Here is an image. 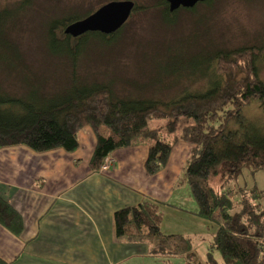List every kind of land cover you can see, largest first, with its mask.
<instances>
[{
	"label": "trees",
	"instance_id": "1",
	"mask_svg": "<svg viewBox=\"0 0 264 264\" xmlns=\"http://www.w3.org/2000/svg\"><path fill=\"white\" fill-rule=\"evenodd\" d=\"M27 4L21 3L19 9ZM197 5L208 7L211 1ZM157 8L163 29L172 30L181 11L194 12V8L169 12L165 0H157ZM74 13L52 20L46 28L45 56L62 60L52 75L61 88L50 95L41 94L38 83L31 79L25 56L7 38L6 20L12 15L0 10V146L26 142L37 153L72 152L77 147V130L86 125L95 138L91 171H97L116 150L142 145L147 148L144 171L153 176L165 168L177 143L190 145L174 185L187 186L198 216L216 227L208 246V262H215L216 251L221 264H264V207L259 204L263 191L230 186L243 171H264V131L242 123L245 118L240 114L252 97L264 98V83L256 78L252 56L246 53L255 48L201 53L205 67L199 72V65L180 64L175 45L152 46L154 39H149L138 51L141 64L134 77L118 82L107 69L90 74L86 68L97 61L98 68L116 62V53L118 57L128 46L122 30L72 38L63 30L93 11L80 16ZM94 49L98 58L93 57ZM162 50L171 53L170 65L164 63ZM106 53L111 55L107 59ZM209 70L212 77L205 90H182L167 101L154 98L172 84L199 74L204 77ZM161 120L166 121L165 126L149 127V122ZM238 195L242 198L236 200ZM161 219L158 204L143 199L114 212V235L123 243L145 244L151 255H181L183 264H196L190 237L162 233ZM0 225L14 235L21 232L20 216L1 197ZM0 264L5 263L0 260Z\"/></svg>",
	"mask_w": 264,
	"mask_h": 264
},
{
	"label": "crops",
	"instance_id": "2",
	"mask_svg": "<svg viewBox=\"0 0 264 264\" xmlns=\"http://www.w3.org/2000/svg\"><path fill=\"white\" fill-rule=\"evenodd\" d=\"M183 145L173 147L165 168L153 176L144 171L147 148L143 146L116 150L113 170L91 171L95 138L90 128L84 129L72 152L56 149L38 158L27 149L15 157L0 151V197L8 199L21 218L18 235L0 225V260L5 264H173L171 259L179 256L151 255L145 244L118 241L113 214L148 199L162 211V233L187 236L192 243L204 234L212 239L216 227L198 216L190 189L174 185L184 158L174 174L169 170L173 155L179 157L186 150L185 157L189 151ZM10 173L15 180L8 177Z\"/></svg>",
	"mask_w": 264,
	"mask_h": 264
},
{
	"label": "rangeland",
	"instance_id": "3",
	"mask_svg": "<svg viewBox=\"0 0 264 264\" xmlns=\"http://www.w3.org/2000/svg\"><path fill=\"white\" fill-rule=\"evenodd\" d=\"M123 1H130L134 5L129 18L119 28L125 35L124 39L128 41V46L120 52L118 57L116 53V62L112 60L107 65V68H98V61L88 64L86 68L88 73L103 72L107 69L118 82H122L124 79L130 80L134 77L135 70L141 64L138 58V51L144 48V42L154 39L152 46L164 42L175 45V51L179 54L180 64L199 65V72L205 67V63L199 57L201 53H210L217 48L227 52L255 48L251 49V53L249 51L246 53L252 56V63L256 68V78L261 83H264V0H210L211 6L203 8H200L201 5L196 4L193 7L194 12L181 11L179 13L174 30L163 29L164 26L159 23L161 19L157 12V0H0V10L6 9L12 15L6 20L9 28L7 38L25 56L26 62L24 65L31 71V79L38 83L41 94L45 92L44 94L51 95L54 89L61 88L60 83H54V76L52 75L57 68L62 66V60L51 56L46 57L44 53L48 24L54 19L61 18L64 14L75 12L73 15L80 16V14L94 12L97 7L99 9L110 2ZM23 2H28V4L20 10L19 6ZM10 10L13 12H10ZM98 53L94 49L93 57L98 58ZM141 53L142 56L140 54V58L143 57L145 50ZM160 54L163 55L164 63L170 65L168 57L171 53L162 50ZM109 56H111L109 53L104 54L106 59ZM242 62H244L243 59ZM243 67H246L245 64ZM228 71L230 72V70ZM37 74L38 77L36 76ZM209 75L210 70L204 77L199 74L191 78V80L181 81L172 85L169 83L168 86L171 85L170 88L159 92V96H154V98L167 101L177 95H181L182 90L203 91L211 82L212 74L210 77ZM162 76L160 75L159 77L164 78ZM144 95H147V93H144ZM240 114L245 118L242 123L249 122L254 127L256 126L264 131V98L252 97L242 107ZM165 124V120L151 121L149 122V127L156 128L159 126L160 128L161 125L165 126ZM235 125L238 126L237 123ZM238 127L240 128L241 125ZM85 128L90 127L84 125L77 130V139L83 134ZM178 145L184 146L182 143H177L174 147ZM140 146L142 147V145L137 147ZM187 147L190 150L191 146L187 145ZM0 148H2L0 151L4 153L9 152L7 156H12V154H14L13 157L18 154L21 155L19 152L27 149L31 151L30 154H37L38 158L43 157L39 155L41 153L34 151L26 142L2 145ZM185 151H182V156ZM188 152L190 151H187L185 157L183 156V164ZM30 154L28 158H31ZM115 163L117 164L116 159ZM101 165L98 169L101 172H108L115 168V166L111 165L107 170H102ZM24 173L29 174L30 172ZM8 177L15 180L13 173L8 174ZM230 186L233 189H245L246 192L253 188L263 191L260 192L259 204L264 207V171H259L255 174L243 171ZM10 190L11 187L7 190V194H10ZM1 198L9 201L2 196ZM241 198L242 196L238 195L236 200ZM202 238H194L192 245L195 263L221 264L220 255L216 251L213 252L215 262H208L207 251L212 239L207 234H204ZM182 260L183 258L179 256L178 259H171V262L173 264H181Z\"/></svg>",
	"mask_w": 264,
	"mask_h": 264
},
{
	"label": "water",
	"instance_id": "4",
	"mask_svg": "<svg viewBox=\"0 0 264 264\" xmlns=\"http://www.w3.org/2000/svg\"><path fill=\"white\" fill-rule=\"evenodd\" d=\"M205 1L207 0H165L169 12H174L180 8L191 9L196 4ZM133 7L134 5L130 1L110 2L101 6L86 18L67 26L63 33L72 38L88 32H98L103 35L113 34L127 21Z\"/></svg>",
	"mask_w": 264,
	"mask_h": 264
},
{
	"label": "built area",
	"instance_id": "5",
	"mask_svg": "<svg viewBox=\"0 0 264 264\" xmlns=\"http://www.w3.org/2000/svg\"><path fill=\"white\" fill-rule=\"evenodd\" d=\"M111 165L115 166V158L112 156H107L103 161L101 165L102 170H107Z\"/></svg>",
	"mask_w": 264,
	"mask_h": 264
},
{
	"label": "bare ground",
	"instance_id": "6",
	"mask_svg": "<svg viewBox=\"0 0 264 264\" xmlns=\"http://www.w3.org/2000/svg\"><path fill=\"white\" fill-rule=\"evenodd\" d=\"M147 154V153H146ZM147 156V155H146ZM184 156V155H183ZM183 156L181 155V156H179V157H176L175 155H173V157H172V161H171V166H170V172L172 173V174H174L175 173V167L176 166H178L180 163H181V161H182V158H183ZM5 201V200H4Z\"/></svg>",
	"mask_w": 264,
	"mask_h": 264
},
{
	"label": "clouds",
	"instance_id": "7",
	"mask_svg": "<svg viewBox=\"0 0 264 264\" xmlns=\"http://www.w3.org/2000/svg\"><path fill=\"white\" fill-rule=\"evenodd\" d=\"M116 166V165H115Z\"/></svg>",
	"mask_w": 264,
	"mask_h": 264
}]
</instances>
